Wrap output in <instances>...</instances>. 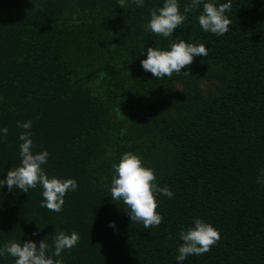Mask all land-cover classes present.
I'll list each match as a JSON object with an SVG mask.
<instances>
[{
  "label": "trees",
  "instance_id": "trees-1",
  "mask_svg": "<svg viewBox=\"0 0 264 264\" xmlns=\"http://www.w3.org/2000/svg\"><path fill=\"white\" fill-rule=\"evenodd\" d=\"M203 2L231 3L223 36L200 26ZM164 3L0 0V180L21 165L17 122L31 121L47 176L78 185L60 212L41 207L40 184L0 188V248L45 239L54 251L55 235L75 231L77 245L52 257L61 264H180V232L201 219L221 238L182 264H264V0H202L187 14L191 0H178L186 19L171 37L145 30ZM181 39L208 55L171 77L143 69L149 47ZM126 152L174 193L156 194L157 227L133 223L111 198Z\"/></svg>",
  "mask_w": 264,
  "mask_h": 264
},
{
  "label": "clouds",
  "instance_id": "clouds-1",
  "mask_svg": "<svg viewBox=\"0 0 264 264\" xmlns=\"http://www.w3.org/2000/svg\"><path fill=\"white\" fill-rule=\"evenodd\" d=\"M138 6L144 5V0H133ZM202 0H191V4L185 5L183 12L187 14L198 9ZM120 7H125V0H118ZM231 3H223L217 6L213 2H203L202 14L198 21L202 29L217 36H223L229 30L231 20L225 15L231 10ZM181 14L178 0H165L163 7L151 11V19L145 25L146 31H151L163 37H171L174 30L181 26L186 15ZM208 51L203 44L186 43L180 40L173 43L170 50H159L153 47L147 49V58L141 60L145 71L151 72L153 77H171L176 72L193 63L194 57H206ZM190 74V72H186ZM191 75V74H190ZM17 126L25 129L19 136L23 141L19 145L21 165L9 169L6 179L0 180V188L5 184L8 191L18 188L22 192H29V189L36 188L37 184L42 185L43 201L41 207L50 211L60 212L64 205V197L69 190L75 191L78 187L75 179L49 178L42 168L47 163L49 153L42 151L33 153L35 147L31 139V121L24 123L17 122ZM0 133L7 135L8 129H0ZM115 175L111 182V198L115 201H122L127 206L128 215L133 223H142L145 228L157 227L162 223L163 217L156 211L158 202L156 194L161 193L173 198L174 193L168 186L159 187L156 183L154 170L143 165L141 158L132 152H126L120 158L118 164H113ZM264 173V169L261 170ZM261 183V181H257ZM115 227V222L110 223ZM37 233H33L36 235ZM218 229L210 223L201 219L194 221V226L186 231L181 230L180 239L183 243L178 248L176 260L182 262L190 255H202L211 250L220 240ZM79 241V235L73 231L70 235L63 232L53 238L54 251L41 240L39 244L35 241H24L22 244L16 241L7 242L0 248V256L5 254L15 258V264H61L60 260L52 257H59L65 249L74 248ZM52 252V255L47 253Z\"/></svg>",
  "mask_w": 264,
  "mask_h": 264
}]
</instances>
